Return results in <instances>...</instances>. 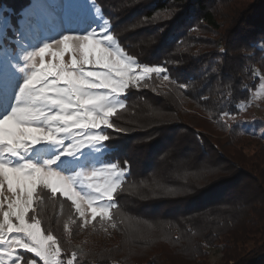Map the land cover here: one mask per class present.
<instances>
[{"label":"trees","instance_id":"16d2710c","mask_svg":"<svg viewBox=\"0 0 264 264\" xmlns=\"http://www.w3.org/2000/svg\"><path fill=\"white\" fill-rule=\"evenodd\" d=\"M88 1L109 24L116 43L138 63L168 68L175 93L181 91L193 109L182 110L174 96L154 89V77L149 87H132L124 94L125 107L112 117L116 128L106 131L110 138L103 141L102 158L122 166L127 162L126 175L114 193L112 219L91 222L103 237L109 233L101 229H112L121 245L89 243L84 253L76 254V264H133L135 254L148 252L152 264H174L180 256L190 264H208V249L216 246L222 247L223 264H264V238L247 247L249 236L264 235V192L258 188V176L237 163L246 161L243 152L227 153L238 127L232 126L224 141L209 140L197 128L201 124L225 134L222 113L236 116L239 105L249 101L259 83L251 69L264 74V3L241 9L235 0ZM37 3L0 0V13L12 29L6 24L2 55L15 49L13 31H19L22 40L25 31L31 34L45 25ZM22 17L27 21L22 23ZM42 192L53 207L60 206L57 213L75 217L71 201L48 189ZM255 198H262L261 207ZM54 216L51 210L48 220ZM37 218L46 229L42 217ZM128 222L133 224L130 231L136 227L159 232L163 247L142 233L127 237ZM48 226L60 241L62 257L71 258L70 242L60 238L52 223ZM239 227L240 237L235 233ZM23 256L26 264L32 257Z\"/></svg>","mask_w":264,"mask_h":264},{"label":"snow or ice","instance_id":"6c2138e0","mask_svg":"<svg viewBox=\"0 0 264 264\" xmlns=\"http://www.w3.org/2000/svg\"><path fill=\"white\" fill-rule=\"evenodd\" d=\"M35 26L39 27V21ZM116 40L114 34H105L104 29L86 35H63L51 42L44 41L43 46L24 57L32 70L20 87L16 103L6 115L0 116V245H8L0 251V264H25L20 250L32 253L42 264H76L75 252L65 260L60 241L42 229L41 219L37 218L43 189L71 201L83 225L97 217L102 222L112 219L109 209L116 206L113 197L125 175L127 162L91 172L89 180L96 182H90L88 187L95 194L86 197L75 190L73 177L53 169L59 156L38 165L26 158L25 153L36 145L61 143V133L70 131L77 133L78 138L61 155H70L80 145L109 139L101 130L116 128L112 117L117 109L125 107V104L108 106L111 96H122L132 87H149L148 80L153 76L162 78V82L170 80L166 66L138 63ZM71 69H80L81 74ZM86 77L103 80L109 85V94H83V87L88 85ZM257 79L262 81L260 87L264 90V76ZM179 88L186 85L179 84ZM45 105L58 111L52 114ZM77 105L80 114L70 115L68 109ZM222 115L227 117L231 113ZM27 264H37V260L27 259Z\"/></svg>","mask_w":264,"mask_h":264},{"label":"rangeland","instance_id":"374dc122","mask_svg":"<svg viewBox=\"0 0 264 264\" xmlns=\"http://www.w3.org/2000/svg\"><path fill=\"white\" fill-rule=\"evenodd\" d=\"M235 2H237V5H239L241 9H244L248 6L260 4L261 2L264 3V0H235ZM234 7L237 10L235 5ZM37 10H40L41 15L44 16L45 25L33 30V33L31 34L28 31H25L22 40H20L17 36L19 31H13L15 37V49L11 53H8L6 50H4V54L6 55H2V53H0V88L2 89V92L0 93V116L6 115L11 110L13 104L16 103V99L20 92V87L28 78V75L32 70L29 62L25 60L24 57L30 55L36 50V48L43 46L44 41L51 42L53 38L60 39L63 35H86L92 30L99 32L104 29L105 34L110 33L109 24L100 17L98 8L88 0H38ZM25 21H27V19L22 17L21 22L24 23ZM6 24L7 29L9 31L12 30L10 24H8V21L3 18L0 13V41L2 40V34ZM110 46L112 45L110 44ZM65 58L67 59V56ZM71 71H75L77 75L81 74L80 69H71ZM89 71L96 70L91 69ZM250 71L252 76L256 79L257 76H264L263 73L256 69H251ZM153 77L155 83L154 89L170 94L171 97L174 96L175 101L182 110L192 112L193 105L188 102V98L182 95V92L179 89V96L177 93H175L177 86L173 85L174 83L171 82V79L167 82H162V78L155 76ZM86 80L88 81V85L83 87V94L92 96H105L109 94L107 91L109 85H107L103 80H100L98 77H86ZM261 83L262 81L259 80L255 90L251 92L249 101L239 105L238 115L226 117L227 131L225 134H221L219 132L212 133L209 131V128L201 124L197 126V128L203 130L209 140L212 139L224 141L226 138H229L228 136H230L229 132L231 127L237 125L236 127H238V129L235 131L234 135L236 138L233 140L231 139L232 144L227 150V153L230 155L233 152H243V156L246 158V161L240 159L237 163L243 166L246 171L254 173L258 176V183L261 184L258 186V188L264 192V90H261ZM60 87L63 88L65 86L60 85ZM257 92H259V95H257ZM123 97L124 95L111 96L107 102L108 106L125 104ZM44 107L49 108L52 114H55L58 111L56 107H50L47 105ZM68 113L72 116L79 115V106L77 105L75 108H69ZM82 123H84V121H82ZM76 127L78 128L79 125H76ZM239 128H241L242 132H240ZM108 129L111 128H103L101 131L106 134ZM77 138L78 134L75 132L70 131L67 133H61V143L36 145L34 150L25 153V155L26 158L31 159L38 165H42L45 161L53 160L59 156V159H57L52 165L53 169L62 175L73 177L76 184L75 190L80 192L81 195L87 197L95 194L93 190L88 187L90 182H96L89 180L90 173L93 171L102 170L105 167L113 164L104 161L102 158V154L106 151L105 147L103 146V142H90L83 144L74 148L70 155H61V153H63L66 148L75 143ZM13 159L16 163L20 162L15 158ZM86 174L88 175L85 176ZM123 178L124 176L120 178V182L123 180ZM250 186L251 184L249 183V187ZM254 192L255 190L251 192L252 196L254 195ZM60 196L63 197L62 195ZM255 199L257 201L256 205L261 207L259 202L262 200V198ZM59 207H57V205L53 207V205L47 202L42 196L40 202L37 205V212L38 215L42 217L45 228L48 229V224L52 223L56 233H58L60 238L65 242H70L72 252H75V254L84 253L87 250L89 243H99L102 245L111 243L115 246L121 245L119 235L113 234L112 229H101L102 232L109 233V235L103 237L98 233L100 232V228H93V226H91L92 221H90L88 225H83L76 212L73 213L75 214L76 218H70L71 213H68L67 215H65L67 212H64L65 214L62 215L57 213ZM51 210L55 212V216L49 218L48 220V217L51 215ZM65 225H67V227H65ZM132 225L129 222L126 224V230L128 229L126 234L127 237L132 234H136L137 232L142 233L147 238H154L155 241L153 243L155 246H162L161 244L163 242H161V240L163 238L159 232L148 228L137 229L135 226V229L130 231L129 228ZM238 230H243V228L239 227L235 233H237ZM236 236L240 237L239 234ZM13 238H15V234L13 235ZM248 238L249 242L247 243V247L250 248L253 244L258 243L257 240L264 238V235L255 234L254 237L249 236ZM122 245H124L123 248L127 247L128 249L126 244L122 243ZM7 247V244L0 245V251ZM169 249L176 252V248L172 247V249ZM20 254H31L32 257L30 259H35L37 260V264H42V262L39 261V258L34 257L32 253L20 250ZM135 255L137 258L131 263L135 264L136 262V264H152L150 261L152 257L151 253H143L139 257L137 254ZM119 256L123 257V254H120ZM206 262L208 264H223L224 253L222 252V247H210L208 249ZM112 264L119 263L114 262ZM174 264L190 263H188L184 257L180 256L176 258Z\"/></svg>","mask_w":264,"mask_h":264}]
</instances>
